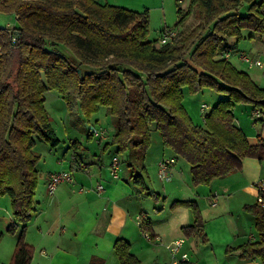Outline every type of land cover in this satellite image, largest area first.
<instances>
[{
	"label": "trees",
	"instance_id": "trees-1",
	"mask_svg": "<svg viewBox=\"0 0 264 264\" xmlns=\"http://www.w3.org/2000/svg\"><path fill=\"white\" fill-rule=\"evenodd\" d=\"M175 1L181 30L159 46L148 40L147 10L100 0H0V13L16 20L11 29L0 26V197L10 199L12 222L5 232L19 231L9 264H29L33 254L24 232L35 211V139L52 150L60 144L44 106L49 91L59 92L70 116L89 118L105 107L115 118L107 145L141 170L152 124L163 148L187 161L195 186L240 170L244 158L264 161V140L250 143L232 111L236 102L251 103L264 122V88L221 58L232 47L229 40L237 44L254 33L264 38V0H187L185 9L183 0ZM190 17L195 24L184 30ZM204 89L226 98L202 116L200 126L183 98ZM176 204L191 209L186 230H201L195 203ZM246 211L257 237L238 249L239 258L264 264V209L255 204ZM3 236L0 231V241ZM113 250L120 264H143L121 238Z\"/></svg>",
	"mask_w": 264,
	"mask_h": 264
},
{
	"label": "crops",
	"instance_id": "crops-1",
	"mask_svg": "<svg viewBox=\"0 0 264 264\" xmlns=\"http://www.w3.org/2000/svg\"><path fill=\"white\" fill-rule=\"evenodd\" d=\"M100 2L109 4L110 0ZM91 132L87 134V141L94 139ZM112 133L113 130L107 133L102 148L95 154L71 142L62 157H57L45 144L47 149L42 150L37 165L35 211L24 232V241L33 249L29 264H120L113 250L114 242L120 238L129 244L131 253L143 264H172L171 256L169 262L166 259V245L177 239H184L178 258L182 254L188 258L182 264L193 261H196L194 264H260L257 259H240L238 249L257 237L254 219L246 207L256 204L255 184L264 178V161L244 158L240 170L214 179L208 185L195 186L190 171L186 169L185 174L177 157L162 144L163 151L154 159H149L146 152L144 170L130 166L131 162H125L126 154H117L114 146L107 145ZM248 140L257 144L264 140V135ZM106 151L109 158L103 163L101 154ZM113 157L129 167L123 172L120 164L117 178H113L109 170ZM172 157L175 164L170 169V178L161 180L157 165L162 159ZM134 168L139 170L140 182L131 175L130 170ZM56 172H69L72 182H63L49 193L46 176ZM149 174L156 181L148 186L145 178H149ZM99 184L103 186L101 192L96 190ZM185 201H193L197 206L202 219L201 230H186L193 223L191 209L176 204ZM185 208L189 211H178ZM140 215L144 216L141 226L137 221ZM142 224L161 241H146ZM191 236L196 237L191 241ZM214 238L220 239L219 244H215ZM16 242L0 264L10 263ZM200 243L209 246L212 253L215 245H221L218 257L215 254L212 257L191 255V251L199 249Z\"/></svg>",
	"mask_w": 264,
	"mask_h": 264
},
{
	"label": "rangeland",
	"instance_id": "rangeland-1",
	"mask_svg": "<svg viewBox=\"0 0 264 264\" xmlns=\"http://www.w3.org/2000/svg\"><path fill=\"white\" fill-rule=\"evenodd\" d=\"M117 0H110L109 4L114 6L123 7L133 11H144L147 10L149 17V33L148 40L156 41L157 45L160 44V39L163 33L168 30L178 31L181 28L176 27V23L178 21V17L176 14L177 4L175 0H144L145 4L138 3L141 0H118L120 3H114ZM103 2V1H102ZM128 2V3H127ZM128 5V6H127ZM127 6V7H126ZM179 6L182 9L187 8L188 1L183 0ZM16 20L14 15L0 13V26L5 28H13L15 26ZM195 24V19L190 17L185 26L184 30H188ZM182 28V29H183ZM251 38H245L240 40L237 44H232L234 41L229 40V43L232 45L230 52V58L228 61L238 70L243 71L248 74V76L255 82L257 86L260 88H264V38L259 35H252ZM262 40V42H261ZM246 53L249 57L259 59L262 63V67H249L245 63H242L238 59L239 53ZM226 96L223 94L215 93L211 90L204 89L198 94L189 95L187 92L184 94L183 102L184 107L191 117L192 121L195 124L200 126H204V120L202 117V113L200 112L201 104H206L208 108L206 112H208L219 100L225 99ZM45 109L47 111L50 124L56 134V136L60 139V144L53 149L52 154L57 157H62L65 153L66 149L70 146L71 142H77L81 146V150H89L91 153H97L98 149L102 148L103 140H99L94 137V139L87 141L86 137L89 131L95 132H104L105 139L107 138V133L110 131H114L115 128V118L112 117L106 110L105 107H100L97 113L93 114L91 117L86 118L82 114L70 116L66 111V106L64 101L61 98V95L57 91H49L45 94ZM234 121L242 130L246 138H257L264 135V122L257 120L254 115L255 108L251 103L239 102L235 103L233 107ZM112 122V125H111ZM151 143L148 147L147 153L149 159H154L159 153L163 151L161 146V138L160 133L155 129V126L152 124L149 126ZM93 136V135H92ZM104 139V140H105ZM47 149V146L37 139H35V147L34 151L41 155L42 150ZM115 150V148H114ZM112 152L113 149H111ZM169 155L170 152H164ZM79 154H82L81 152ZM42 156V155H41ZM102 162L105 163L109 158V152H104L101 154ZM42 163V161H41ZM177 163L185 169H188L189 172V164L182 157H177ZM122 164V170L127 171L129 167H127L126 163ZM138 171L136 168L134 170H130L131 175L134 177L138 176ZM145 178L146 184L149 186L152 182H155V178ZM190 178V177H188ZM143 195H147L146 192ZM162 202V199L160 200ZM233 204V203H232ZM153 210V209H152ZM178 211H189L187 208L180 209ZM181 213V212H179ZM11 218V208H10V199L8 195L0 197V231L4 232V236L0 241V260H6L8 254H10V248L15 244V240L18 234L10 235L5 232L6 228L10 224ZM218 228V226H216ZM253 233V232H252ZM196 236H191L190 240H194ZM222 238V237H221ZM200 239L199 237L197 240ZM215 239V238H214ZM220 239H215V244H219ZM200 240H198L199 242ZM213 253L210 251V247H205V244L199 245V249L193 252L191 251V255L195 254V257L199 255L205 257H212L215 254L218 257V253L221 245H215ZM196 248V247H195ZM166 259L169 262L170 255L168 251H165ZM195 259V258H194ZM193 259V260H194ZM196 260V259H195ZM221 261V260H220ZM196 261H193L194 264Z\"/></svg>",
	"mask_w": 264,
	"mask_h": 264
},
{
	"label": "built area",
	"instance_id": "built-area-1",
	"mask_svg": "<svg viewBox=\"0 0 264 264\" xmlns=\"http://www.w3.org/2000/svg\"><path fill=\"white\" fill-rule=\"evenodd\" d=\"M264 10V9H263ZM176 35L175 31H171L168 30L165 33H163V35L161 36L160 39V44H166L169 41H171ZM14 38H12V42H14ZM231 55L230 50L224 52L221 55V58L223 59H229ZM238 59L239 61H241L242 63H245L246 65H248L249 67H258L261 68L262 67V63L259 59H253L251 57H249L247 54L245 53H239L238 55ZM208 108V106L206 104H201L200 106V112L202 113V116L206 113V109ZM254 115L256 116V118H258L260 116V112L258 110L254 111ZM93 137L98 138L99 140H104L105 139V133L104 132H92ZM120 161L117 157H113L110 165H109V170H110V174L113 178H117L118 177V173L120 171ZM175 164V158H166V159H162L158 165H157V174L159 176V178L161 180H168L170 178V169L171 167ZM46 182H47V191L49 193H52L55 188L63 183V182H72V176L69 172H56V173H51L49 175L46 176ZM255 189H256V204L261 207L262 209H264V178H262L259 182H257L255 184ZM96 190L98 192H101L103 190V186L102 185H97ZM144 219L143 215H140L138 217V225L141 226V221ZM143 232V236L145 238L146 241L148 242H153V241H157L160 242L161 239L158 236H152L148 231H142ZM184 244V239H177L173 242H171L170 244L166 245V249L168 250L171 258H172V264H182L185 261H187V255L186 254H182L179 258V252L180 249L182 247V245Z\"/></svg>",
	"mask_w": 264,
	"mask_h": 264
},
{
	"label": "water",
	"instance_id": "water-1",
	"mask_svg": "<svg viewBox=\"0 0 264 264\" xmlns=\"http://www.w3.org/2000/svg\"><path fill=\"white\" fill-rule=\"evenodd\" d=\"M78 73H79V71H78Z\"/></svg>",
	"mask_w": 264,
	"mask_h": 264
}]
</instances>
